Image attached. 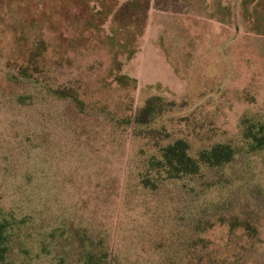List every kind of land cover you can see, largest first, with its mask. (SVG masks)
<instances>
[{"label":"rangeland","instance_id":"rangeland-1","mask_svg":"<svg viewBox=\"0 0 264 264\" xmlns=\"http://www.w3.org/2000/svg\"><path fill=\"white\" fill-rule=\"evenodd\" d=\"M31 60L78 79L89 107L0 72V207L19 222L28 264L77 262L79 238L47 234L78 229L120 264H264V148L251 152L244 137L264 124V0H0V70ZM124 95L137 108L172 102L159 127L193 156L217 144L242 155L191 181L195 193L179 181L143 186L152 147L115 126Z\"/></svg>","mask_w":264,"mask_h":264},{"label":"trees","instance_id":"trees-1","mask_svg":"<svg viewBox=\"0 0 264 264\" xmlns=\"http://www.w3.org/2000/svg\"><path fill=\"white\" fill-rule=\"evenodd\" d=\"M40 67L38 62L31 60L24 66L21 65L16 69L10 66L0 72L11 85L35 89L38 94L74 104L82 113L86 111L89 103L78 79L64 78L60 71H57L56 76H51L50 71L46 69L40 71ZM42 71L47 73V76L41 78ZM34 99L36 96L22 95L16 101L23 106H32ZM123 105L125 114L113 119L115 126L132 128L138 139L146 141L152 147V153L146 163L147 168L142 172V184L147 188L156 190L163 184H167L166 182L179 181L190 185L185 187L186 194L195 193V189L190 184L191 181L192 184L197 181L201 183L207 174L214 170L225 169L242 155L232 145L217 144L211 148L202 149L196 156H193L187 140L173 136L165 126L159 127L162 117L173 107L172 102L163 97H152L147 101L145 107L137 108L133 104L132 98L124 95ZM263 133L264 124L252 123L251 127L247 128L244 137L251 152L264 148ZM231 225V230H233L236 224ZM19 229L16 217L0 207V264H28L32 260L29 248L17 246ZM55 236L62 240L68 237L73 239V241L68 239V242H76L77 238L81 240L78 241L81 243L79 247L81 257L72 264H120L108 244L104 240H96L88 230L78 229L74 233L56 230L47 234L49 240L54 239ZM197 247L194 245L191 246V249H197ZM66 258H60L58 264H66ZM171 263L238 264L239 262L233 263L220 256L202 257L199 255L189 260L184 259L179 263H175V261Z\"/></svg>","mask_w":264,"mask_h":264}]
</instances>
